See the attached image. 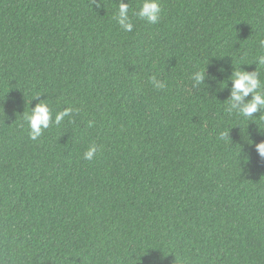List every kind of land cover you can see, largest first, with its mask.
<instances>
[{
    "label": "trees",
    "instance_id": "obj_1",
    "mask_svg": "<svg viewBox=\"0 0 264 264\" xmlns=\"http://www.w3.org/2000/svg\"><path fill=\"white\" fill-rule=\"evenodd\" d=\"M120 2L0 0V264H264V121L226 111L264 0H159L130 33ZM42 100L78 111L33 141Z\"/></svg>",
    "mask_w": 264,
    "mask_h": 264
},
{
    "label": "clouds",
    "instance_id": "obj_2",
    "mask_svg": "<svg viewBox=\"0 0 264 264\" xmlns=\"http://www.w3.org/2000/svg\"><path fill=\"white\" fill-rule=\"evenodd\" d=\"M137 8L138 10L130 9L129 3H124L123 0L119 3L113 19L117 21L120 29L125 33L134 31L135 25L132 22L133 16L140 21H146L152 25L160 22L162 9L159 0H141ZM260 47L264 48V41H260ZM253 64L257 65L255 71L250 73L242 68L235 69L228 78V81L231 83V88L229 90V96L226 99V111L230 115L236 113L247 120L259 118L264 121V115H262V113H264V79H261L259 71V68L264 66V55H258ZM220 71H223V69H220ZM191 79L194 81L193 87L207 84L206 81L209 79L207 69L205 71L193 73ZM212 80L215 81L216 78L212 77ZM228 81H226V83L225 81L218 82V84L224 85L221 90L228 89ZM150 82L157 90H161L166 86L163 81L158 80L155 76L151 78ZM207 86L210 87L208 84ZM249 96H251V99L247 100L246 98ZM39 97L41 96L38 95L34 100ZM74 111L78 110L67 107L53 116V110L46 100L36 103L34 107H31L30 113L24 115L29 138L33 141H37L52 125H60L66 117L71 118ZM254 114L260 115L255 116ZM89 126H92L91 122ZM226 137H229L228 132L220 133V139H225ZM254 148L258 156L264 159V141L255 144ZM96 152L97 147L93 144L84 153L83 158L87 161H92Z\"/></svg>",
    "mask_w": 264,
    "mask_h": 264
}]
</instances>
